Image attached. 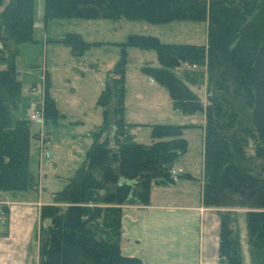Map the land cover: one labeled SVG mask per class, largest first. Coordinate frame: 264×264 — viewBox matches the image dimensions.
Listing matches in <instances>:
<instances>
[{
	"label": "trees",
	"instance_id": "16d2710c",
	"mask_svg": "<svg viewBox=\"0 0 264 264\" xmlns=\"http://www.w3.org/2000/svg\"><path fill=\"white\" fill-rule=\"evenodd\" d=\"M43 17L206 22L207 43L160 42L141 34L118 43L119 59L96 100L101 122L87 131L82 161L52 192V203L39 207L46 225L36 235L38 264H142L121 253L122 206H146L152 185L174 183L188 125L153 124V141L134 140L123 118L127 47L155 51L157 66L140 71L167 91L175 110L204 114L202 204L247 208L250 263L264 264V165L258 164L264 160V0H43ZM32 18V0H0V193L36 186L29 166L33 125L16 114L21 81L15 60L19 44L35 42ZM57 42L73 56L97 45L72 32ZM182 63L187 68L179 75L174 69ZM204 84L205 103L197 92ZM48 88L46 80L43 121L57 127L64 116ZM233 213H219V264H242Z\"/></svg>",
	"mask_w": 264,
	"mask_h": 264
},
{
	"label": "rangeland",
	"instance_id": "374dc122",
	"mask_svg": "<svg viewBox=\"0 0 264 264\" xmlns=\"http://www.w3.org/2000/svg\"><path fill=\"white\" fill-rule=\"evenodd\" d=\"M32 15V37L35 42L19 44L15 60L21 81L16 114L28 119L33 125L29 166L36 186L25 191L0 193V235L7 234L9 223L14 216L17 217V238L20 237L17 241L20 243L16 258L25 252V264H38L36 235L39 227L45 226L46 222L39 221L36 211L41 205L52 203V192L61 189V180L70 177L82 161L89 145L87 131L101 122L102 109L96 105V100L106 75L111 74L119 59L118 43L125 42L130 34L149 35L168 43H207L206 22L174 20L151 23L143 19L69 17L45 19L43 0H32ZM68 32L77 33L84 41L96 42L97 45L89 47L80 56H73L67 47L57 42ZM125 52L123 118L125 123L132 125L129 132L134 140L145 145L153 141L150 137L153 124L188 125L183 130L187 148L173 165L174 183L167 186L152 185L149 204L176 209L198 206L197 210L204 217V251L207 255L214 251L218 255L219 213L233 211L237 219L242 264H251L246 227L248 209L239 206L213 208L202 204L204 114L187 115L175 110L167 91L140 71L143 65L157 66L154 50L127 47ZM180 66L174 69L179 75L187 68L184 63ZM46 80L49 96L64 116L58 121L57 127L45 126L43 116L39 122L30 119L32 110L40 109L42 112V93ZM197 92L205 103V84ZM251 145L250 141L247 148L250 153ZM41 147L48 152L46 160L40 159L43 155V152L40 153ZM258 164L263 166L264 160ZM136 208L140 209L138 205L125 204L122 214ZM25 233L30 238L28 248L21 244V237Z\"/></svg>",
	"mask_w": 264,
	"mask_h": 264
},
{
	"label": "crops",
	"instance_id": "0c3cea01",
	"mask_svg": "<svg viewBox=\"0 0 264 264\" xmlns=\"http://www.w3.org/2000/svg\"><path fill=\"white\" fill-rule=\"evenodd\" d=\"M139 208L122 214L123 255L136 256L142 264H219L215 251L209 255L204 251V217L198 206L176 209L149 204ZM16 222L14 216L7 234L0 235V264H25V252L16 258L20 243ZM29 239L25 233L21 244L28 248Z\"/></svg>",
	"mask_w": 264,
	"mask_h": 264
},
{
	"label": "built area",
	"instance_id": "2783aa9c",
	"mask_svg": "<svg viewBox=\"0 0 264 264\" xmlns=\"http://www.w3.org/2000/svg\"><path fill=\"white\" fill-rule=\"evenodd\" d=\"M41 118H42V112L40 109H34L31 111V114H30V119L35 121V122H39L41 121ZM43 152V155L40 156V159L42 160V158L44 160H46V158L48 157V152L43 149L42 147L40 148V153Z\"/></svg>",
	"mask_w": 264,
	"mask_h": 264
}]
</instances>
